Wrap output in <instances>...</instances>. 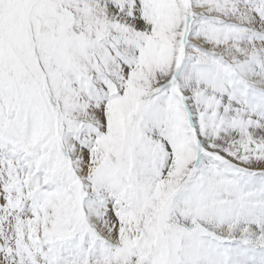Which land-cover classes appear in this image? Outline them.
Here are the masks:
<instances>
[{"label":"snow or ice","instance_id":"obj_1","mask_svg":"<svg viewBox=\"0 0 264 264\" xmlns=\"http://www.w3.org/2000/svg\"><path fill=\"white\" fill-rule=\"evenodd\" d=\"M0 264H264V0H0Z\"/></svg>","mask_w":264,"mask_h":264}]
</instances>
